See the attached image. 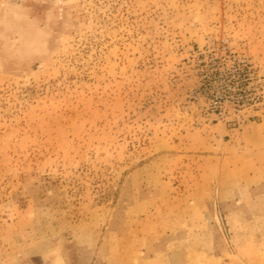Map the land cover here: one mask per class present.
I'll return each mask as SVG.
<instances>
[{
    "label": "rangeland",
    "instance_id": "obj_1",
    "mask_svg": "<svg viewBox=\"0 0 264 264\" xmlns=\"http://www.w3.org/2000/svg\"><path fill=\"white\" fill-rule=\"evenodd\" d=\"M59 263L264 264V0H0V264Z\"/></svg>",
    "mask_w": 264,
    "mask_h": 264
},
{
    "label": "bare ground",
    "instance_id": "obj_2",
    "mask_svg": "<svg viewBox=\"0 0 264 264\" xmlns=\"http://www.w3.org/2000/svg\"><path fill=\"white\" fill-rule=\"evenodd\" d=\"M59 264H61V263H59Z\"/></svg>",
    "mask_w": 264,
    "mask_h": 264
},
{
    "label": "trees",
    "instance_id": "obj_3",
    "mask_svg": "<svg viewBox=\"0 0 264 264\" xmlns=\"http://www.w3.org/2000/svg\"><path fill=\"white\" fill-rule=\"evenodd\" d=\"M241 90H243V89H241Z\"/></svg>",
    "mask_w": 264,
    "mask_h": 264
}]
</instances>
